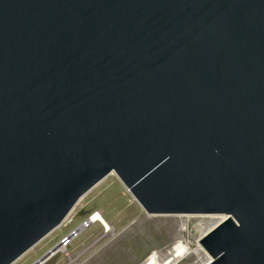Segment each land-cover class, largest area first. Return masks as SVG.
<instances>
[{"label": "water", "instance_id": "water-1", "mask_svg": "<svg viewBox=\"0 0 264 264\" xmlns=\"http://www.w3.org/2000/svg\"><path fill=\"white\" fill-rule=\"evenodd\" d=\"M112 173L264 264V0H0V264Z\"/></svg>", "mask_w": 264, "mask_h": 264}, {"label": "rangeland", "instance_id": "rangeland-1", "mask_svg": "<svg viewBox=\"0 0 264 264\" xmlns=\"http://www.w3.org/2000/svg\"><path fill=\"white\" fill-rule=\"evenodd\" d=\"M95 211L112 232L106 234L100 224H93L42 264H206L210 258L199 240L222 221L214 216L148 215L112 173L13 264H33ZM198 247L201 251L196 252Z\"/></svg>", "mask_w": 264, "mask_h": 264}, {"label": "built area", "instance_id": "built-area-1", "mask_svg": "<svg viewBox=\"0 0 264 264\" xmlns=\"http://www.w3.org/2000/svg\"><path fill=\"white\" fill-rule=\"evenodd\" d=\"M99 216H101V213L100 212H98V211L93 212L92 215H90L88 218H86L74 230H72L66 237H64L61 240V242H60L61 243V246L60 247L62 248V250H64L65 248H67L69 245H71V243H72L73 240H75L77 237H79L83 233V231H85L86 229H88L89 227H91L93 224L98 223V224H100L102 226L101 220H100ZM54 248L50 249L49 257L46 260H48L51 256L55 255L56 253H58L57 249L54 250Z\"/></svg>", "mask_w": 264, "mask_h": 264}, {"label": "bare ground", "instance_id": "bare-ground-1", "mask_svg": "<svg viewBox=\"0 0 264 264\" xmlns=\"http://www.w3.org/2000/svg\"><path fill=\"white\" fill-rule=\"evenodd\" d=\"M209 216H214V218L215 217H218V220L220 221V220H223L225 217L224 216H222V215H209ZM98 218V217H97ZM99 218H100V220H101V224H102V227H103V230H104V233H106V234H108V233H111L112 232V229H111V227L104 221V219L101 217V216H99ZM186 227V226H185ZM181 230H185V228L184 227H182L181 228ZM181 232V231H180ZM61 246V243L59 244V245H57L55 248H54V250H56L57 249V251H59V250H62V248L60 247ZM60 248V249H59ZM203 250V249H202ZM199 251H201V248L200 247H198L197 249H196V252H199ZM203 253V252H202ZM200 254V253H199ZM69 260V259H68ZM36 264H38V263H36Z\"/></svg>", "mask_w": 264, "mask_h": 264}]
</instances>
